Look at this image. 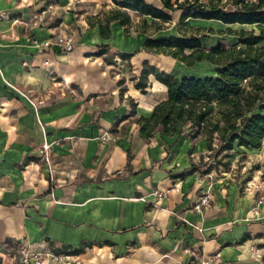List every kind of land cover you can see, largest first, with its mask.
Here are the masks:
<instances>
[{
    "label": "crops",
    "instance_id": "0c3cea01",
    "mask_svg": "<svg viewBox=\"0 0 264 264\" xmlns=\"http://www.w3.org/2000/svg\"><path fill=\"white\" fill-rule=\"evenodd\" d=\"M42 1L0 0V244L68 250L69 264H256L251 248L264 259V203L255 216L252 194L190 171L205 139L144 140L134 121L166 98L152 74L134 87L144 61L176 77L215 72L171 71L176 59L143 47L159 31L117 21L107 39L86 24L71 52L43 50L66 22H48Z\"/></svg>",
    "mask_w": 264,
    "mask_h": 264
},
{
    "label": "trees",
    "instance_id": "16d2710c",
    "mask_svg": "<svg viewBox=\"0 0 264 264\" xmlns=\"http://www.w3.org/2000/svg\"><path fill=\"white\" fill-rule=\"evenodd\" d=\"M110 1L112 8L86 20L89 28L98 27L103 39L109 38L113 21L123 26L125 32L133 28L149 36L163 30L164 24L171 20L163 7L145 0ZM163 2L165 7H171L170 0ZM171 9L180 11L179 24L184 26L187 18L192 17L228 26L255 25L260 31L257 35L252 29L227 27L225 31L237 36L240 44L228 49L221 44L204 49L199 36L194 34L148 37L143 44L147 51L171 56L188 67L196 61H208L215 65V74L176 77L144 61L134 87L144 89L152 74L166 86V98L153 106L149 116L134 118L140 136L148 140L157 132L165 136L186 132L192 141L204 138L207 152L198 163L190 165V171L203 168L204 174L218 173L222 168L227 172L235 147L258 149L264 140V45H258L264 40V0H183ZM129 11L138 15L139 22H134ZM190 30L196 32L200 28ZM107 47L101 46L97 55L103 54ZM118 56L125 59L131 54L120 52ZM106 61L114 63L112 57H106Z\"/></svg>",
    "mask_w": 264,
    "mask_h": 264
},
{
    "label": "rangeland",
    "instance_id": "374dc122",
    "mask_svg": "<svg viewBox=\"0 0 264 264\" xmlns=\"http://www.w3.org/2000/svg\"><path fill=\"white\" fill-rule=\"evenodd\" d=\"M157 7H163L170 15V22L164 24V29L156 33L153 38L161 39L170 35H198L201 45L204 49H209L221 44L224 48H233L240 46L238 37L228 34L226 25L216 20H205L189 17L186 21V26L179 24L180 11L174 10L177 3L183 0H170L171 7H165L163 0H145ZM43 9L45 10L44 16L50 17L48 22H59L63 19L66 25H62V34L73 37L75 34H80L86 28L87 17L100 13L103 15L106 11L114 5L110 0H43ZM226 2V0H222ZM228 6V4H226ZM232 8L231 6H228ZM55 10V11H54ZM56 12V13H53ZM133 17L134 22H139L138 15L129 11ZM150 21L149 17H146ZM220 22V23H219ZM233 30H253L254 34H260V31L255 25H229ZM200 28L199 31L192 32L190 29ZM264 28V27H263ZM76 43V42H75ZM258 45H264V40ZM171 71L185 74L203 75L213 72L215 65L208 61H197L189 68L184 67L176 62ZM179 62V61H178ZM185 65V64H184ZM230 168L224 172L220 168V172L214 174L212 177H223L227 185H233L241 194L246 192L252 194L255 202L259 199L260 204L264 203V140L258 149L251 150L250 148H237L235 147L232 156L229 160ZM226 173V174H225ZM262 198V199H261ZM250 207V210L252 208Z\"/></svg>",
    "mask_w": 264,
    "mask_h": 264
},
{
    "label": "built area",
    "instance_id": "2783aa9c",
    "mask_svg": "<svg viewBox=\"0 0 264 264\" xmlns=\"http://www.w3.org/2000/svg\"><path fill=\"white\" fill-rule=\"evenodd\" d=\"M38 47L43 50L58 48L59 50L68 53L71 52L75 47V41L64 34L57 35L55 40H46L38 43ZM48 65V62H44ZM49 146L43 144L39 148V152L46 155ZM158 196L161 192H156ZM262 199V198H261ZM260 199L255 202L252 206L251 212L257 216L259 214ZM209 195H204L196 207L208 206ZM0 250L2 254L0 257V264H69L73 261L71 253L67 250L66 252H57L54 248L43 245L33 247L29 244L19 243L15 249H11L8 242L4 241L0 244ZM186 253H191L190 249H186ZM252 257L257 260L256 264H264V259H261L259 249L251 248Z\"/></svg>",
    "mask_w": 264,
    "mask_h": 264
},
{
    "label": "bare ground",
    "instance_id": "6f19581e",
    "mask_svg": "<svg viewBox=\"0 0 264 264\" xmlns=\"http://www.w3.org/2000/svg\"><path fill=\"white\" fill-rule=\"evenodd\" d=\"M230 25H233V24H230ZM251 150H253L254 148H250Z\"/></svg>",
    "mask_w": 264,
    "mask_h": 264
}]
</instances>
